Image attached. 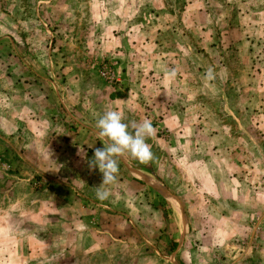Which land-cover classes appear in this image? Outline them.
<instances>
[{
  "label": "rangeland",
  "instance_id": "obj_1",
  "mask_svg": "<svg viewBox=\"0 0 264 264\" xmlns=\"http://www.w3.org/2000/svg\"><path fill=\"white\" fill-rule=\"evenodd\" d=\"M108 109L156 135L100 202ZM106 214L84 264H264V0H0V264L29 236L27 264H70L62 228Z\"/></svg>",
  "mask_w": 264,
  "mask_h": 264
},
{
  "label": "clouds",
  "instance_id": "obj_2",
  "mask_svg": "<svg viewBox=\"0 0 264 264\" xmlns=\"http://www.w3.org/2000/svg\"><path fill=\"white\" fill-rule=\"evenodd\" d=\"M206 75L211 78L212 70L209 69ZM95 130L98 139L103 142V147L95 149L92 158L87 159V164L91 171L98 169L102 174L96 198L103 202L110 196L106 186L117 179L120 159L130 155L141 164L146 165L152 161L153 152L147 140L154 138L156 131L150 120H143L130 126L124 122V116L118 109L106 110L97 119Z\"/></svg>",
  "mask_w": 264,
  "mask_h": 264
},
{
  "label": "crops",
  "instance_id": "obj_3",
  "mask_svg": "<svg viewBox=\"0 0 264 264\" xmlns=\"http://www.w3.org/2000/svg\"><path fill=\"white\" fill-rule=\"evenodd\" d=\"M162 1H159V3H161ZM165 2L163 3V5L160 7V10H162L163 12H165ZM164 6V7H163ZM172 6V5H171ZM195 8L193 7H186L184 8V10L186 11V18L188 19L189 16L194 15L195 17H198L197 21H204L206 20L207 16L206 14H204V10H200V8L194 10ZM173 10V7L170 8V10L168 11V15H166V19L163 17L162 22L166 25H168V23H174L175 20L172 18L174 17V13L171 11ZM192 12V13H188V12ZM169 19V20H168ZM252 21V20H250ZM169 23V24H170ZM249 22H244L243 20L239 19V23L238 25L240 27H244V25H248ZM240 30H234L233 32H239ZM236 34L233 36L235 37ZM235 43H240L239 41H234ZM95 135V134H94ZM141 173H144V175H146L147 177H149V175L146 172L141 171ZM130 186L136 188V183L135 181H130ZM138 184V183H137ZM140 195L145 193V188L140 190ZM178 208L179 206L176 205ZM106 208H108V206H105ZM94 215V214H93ZM108 216H110V220H109V224L113 223V225L110 227V230L107 228H104V230H100L101 232H99V228L98 227H90V226H80V227H75V228H70L69 226H64L62 228V234H67V236H70L74 238L75 241H77L78 243L75 244V251L74 253L76 254V257H73V259H71V263L70 264H84V262L86 261V259L82 258L84 255L86 257V254L91 253V255H93L94 253H96V250L98 248H104L105 245H107V242L110 239H116L115 236H117L116 234H119L118 232L115 233L116 228L114 226V219L119 218L118 215L116 214H106ZM127 217H129L130 215L126 214ZM84 216H86V220L85 222L81 221L80 223L86 224L88 223V219L90 217H92V214H79L78 218H81ZM90 216V217H89ZM108 224V223H107ZM109 226V225H108ZM11 234L8 233H3L0 232V239H4L7 236H9ZM43 244L34 241V239L32 237H21L18 238L14 243H13V251H15V253L13 254V264H27V261L32 257V253L37 250L38 248L43 249ZM78 252H79V256H78ZM100 254H104V251H100ZM109 252H106V255H108ZM90 255V254H88ZM91 260V258H90ZM88 260V261H90ZM91 264H96V263H91Z\"/></svg>",
  "mask_w": 264,
  "mask_h": 264
}]
</instances>
